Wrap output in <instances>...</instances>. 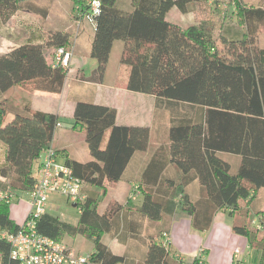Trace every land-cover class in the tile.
Wrapping results in <instances>:
<instances>
[{
    "label": "trees",
    "instance_id": "obj_1",
    "mask_svg": "<svg viewBox=\"0 0 264 264\" xmlns=\"http://www.w3.org/2000/svg\"><path fill=\"white\" fill-rule=\"evenodd\" d=\"M91 1L71 0L72 16L87 19ZM98 1L88 51L96 65L85 80L103 81L113 43L122 41L126 89L154 96L161 113V140L152 141L148 125L117 123L112 106L77 99L72 128L83 131L89 159L66 156L64 163L83 184V199L74 202L79 218L72 224L45 211L35 229L56 242L76 235L91 239L89 259L94 264H207L201 256L204 250L200 256L175 261L169 228L172 221L188 218L193 229L206 231L218 211L235 212L240 201L250 202L264 187V46L259 44L264 7L231 0L235 23L214 28L207 19L180 25L165 17L172 7L187 13L208 0H130L129 11L118 8L116 0ZM21 10L45 17L49 4L0 0V31ZM28 35L0 53V264H20L1 236L20 228L9 217L11 203L32 189L33 162L41 152L51 147L58 153L53 138L60 118L34 110L30 93L62 91L68 68L54 65V51H48L70 49L75 37L73 30L62 28ZM219 39L230 53L219 51ZM15 87L28 93L19 103L4 95ZM123 179L136 186L140 202L132 199L131 186L126 208L114 200L112 207L100 211L107 186ZM143 218L164 223L145 235ZM255 219L257 230L262 229V217L256 214ZM232 230L249 239L247 226ZM105 234L129 250L112 252L102 241ZM257 244L264 263V233L250 237L248 247L258 250Z\"/></svg>",
    "mask_w": 264,
    "mask_h": 264
},
{
    "label": "crops",
    "instance_id": "obj_2",
    "mask_svg": "<svg viewBox=\"0 0 264 264\" xmlns=\"http://www.w3.org/2000/svg\"><path fill=\"white\" fill-rule=\"evenodd\" d=\"M246 1L247 3H250L254 6L261 5L264 7V0H252L255 3L251 2L250 0ZM69 2L68 0H53L52 4L49 6L48 14L43 17V19H41V24L43 25V28H41L40 26L36 28V31H46L51 28H62L65 30H73L75 33V37L73 40L74 43L70 47V65L67 70V76L63 89L59 94L45 91L31 92L29 98L31 107L34 110H42L46 112L56 113L60 118V122L59 125L56 127V130L57 128H61L65 121H67L69 126L72 128L73 108L77 99L92 100L97 104H103L114 107L117 110L116 122L119 124H125V121L127 119H130V121L134 122H130L126 125H148L146 124V122H141V119H143L142 112H138L136 115H134L133 108L130 112L124 110L125 100H133L138 98H135L134 96L140 95H132L133 91H129L127 89L125 91L124 89H120L117 90L115 94L116 96H122L121 99H118L117 97L116 101L111 100L112 97H116L115 94L110 93L111 89L126 87L128 68L120 62V54L123 46L122 41H119V43H116L115 41L113 43L103 81L101 83H96L85 80V77L89 75L91 70L96 65L95 59L89 56L88 53L90 39L93 31L90 25V21L85 18L80 20L72 16L69 11ZM210 2L211 1L208 0L207 4H209ZM55 4L58 5V10H55ZM116 6L125 11H129L131 9L130 0H116ZM26 14L27 13L25 12L22 13L21 11H17L7 21L6 24L10 22H13L14 24L18 23L20 32L23 33V30H21V24L19 25L22 19L33 20L35 18L20 17V15ZM34 30L35 29H32V31ZM230 30L231 32H236V30H234V28L232 27H230L229 31ZM29 32L30 31H28L27 33L29 34ZM259 33V44L264 46V38L261 35L262 32L260 31ZM23 34H26V32ZM0 35L10 36L11 38L14 37L13 39H15V44L12 46H15L16 42L19 39L15 38L14 32L8 30L6 31V29H1ZM116 46L118 52L117 54L115 53V56L117 57L118 64L116 69L111 68L112 74H110L108 69L109 62L111 60L113 50H116ZM87 62H90L89 72L85 69V63ZM111 78V81L113 83H109ZM72 87H74L72 94L68 95L71 100L65 99V90H70L72 89ZM134 93L140 94L138 92ZM38 102L39 105H36ZM54 103L57 105H54ZM72 129L75 130L74 128ZM56 130L54 133V137L57 134H61L57 133ZM56 144H58V146H56ZM53 147L57 149L59 157V155H63V151H65V149L68 147V140L53 142ZM146 155V153L141 155L142 158L139 163H143L144 159L146 158ZM37 164L36 168H34L33 166L35 175H37ZM235 166L236 163H233V169ZM127 183L128 186L126 192H124V195L128 193L132 186V183ZM263 192L264 187L260 188L257 191L256 196L250 202L246 203V200L240 201L239 209H237L231 214H229L230 211L228 209H222L218 211L213 219L210 228L203 232L193 229L188 218H180L178 220L172 221L169 228L168 240L171 245V250L175 254V261H179L180 258L184 259L186 257L197 255L202 250H204L201 256L204 258L207 264H231L233 260L240 261L241 264H264L263 260H260V245H255L258 250L250 249L248 247L249 239L251 236L255 238H260L264 233V223L262 225L263 228L257 230L256 223L253 222L256 214L261 216L264 220V204H258V206L255 204V200H257L260 194H262ZM138 198H140V196L137 194L136 199ZM114 200H116V198ZM46 211L48 212V210ZM29 212V193L20 194L19 197H17V200L12 202L9 207V217L18 224H21L27 218ZM239 225L247 226L250 232L249 239L246 236L242 234H237L232 230L233 226ZM64 240L65 238H63L62 241ZM65 246L66 248L75 252L70 246V244H67ZM92 251L93 247L86 255H89Z\"/></svg>",
    "mask_w": 264,
    "mask_h": 264
},
{
    "label": "rangeland",
    "instance_id": "obj_3",
    "mask_svg": "<svg viewBox=\"0 0 264 264\" xmlns=\"http://www.w3.org/2000/svg\"><path fill=\"white\" fill-rule=\"evenodd\" d=\"M69 1L71 0H68V2ZM209 1H211L209 4H207V2H204L202 4H197L196 5L197 9L194 12L183 13L179 11L176 7H172L166 12L165 17L167 20L175 22L180 25L190 24L200 19H207L209 21H212L214 28H219L226 24L235 23L237 15H236L235 8L233 7L232 4H230L231 0H209ZM250 1L253 2L252 0ZM34 2L38 4L48 3L50 6L53 0H34ZM245 2L247 5H252L250 3H247L246 0ZM69 3L71 4V2ZM54 8L55 10H58V5L55 4ZM21 12L22 13L25 12L27 14L20 15V17H27V18L35 17L33 20L22 19V21L19 23V25L21 24V30H23V33L26 32V34H23L22 32H20L18 23L14 24L13 22H10L2 27V30L6 29V31L8 30V31L14 32L15 38H19L17 42H20L24 38H27L29 36L27 33L28 31L31 32L32 29H35L34 31H36L37 30L36 28H38L39 26L43 28V25L41 24V21H42L41 19H43V17L35 15L30 12L22 11V10ZM260 31L262 32L261 35L264 38V25L261 27ZM13 38L14 37L11 38L10 36L0 35V53L7 51L12 45L15 44V39ZM221 40L222 39H219L217 42L219 51H221L224 54L230 53L228 46ZM116 43H119V40H116ZM53 51L55 53L56 49L54 50L53 48L49 49L48 52L53 53ZM117 52L118 50L116 46V50H113L111 60L109 62L108 69H109L110 74H112L111 68L116 69L117 64H118L117 57L115 56V53L117 54ZM85 64H86L85 69L88 70L89 72L90 62H87ZM111 80L112 78L110 79L109 83H113ZM73 89L74 87H72V89L70 90L69 89L65 90L66 91L65 92L66 94L64 96L65 99L71 100V98L68 95L72 94ZM103 89H107V88H103ZM120 89H124L126 91V87L115 88V89L113 88L110 90V93L115 94L116 91ZM132 93H133L132 95H140V96H134L135 98L138 97L139 99L136 98L133 100H130V99L125 100L124 110L127 112H130L133 108L134 115H136L138 112L140 113L142 112L143 119H141L142 120L141 122H146V124H148V126L151 128L152 141L155 142V139L160 141L161 140V113H160V109L159 108L156 109L155 107L154 96L149 95V94H143V93H140V94H136L134 92ZM4 95L6 97H9L14 102L19 103L21 102L20 98H22V96L28 95V93L22 92L20 87H15V88H11L7 90L6 94L4 93ZM117 97L118 99H121L122 96L119 95L116 97H112L111 100L116 101ZM36 105H39V102ZM54 105H57V104L54 103ZM130 122H134V121H130V119H127L125 121V124H128ZM56 132L61 133V134L55 135V137L53 138V142H56V141L59 142L61 140H68V147L65 149V151H63V155H59L60 160H64L66 156L74 158L78 161H85L89 159L87 146L83 139V131L79 132V129L73 130L69 126L67 121H65L61 128H57ZM56 146H58V144H56ZM2 151H3L2 146L0 145V162L3 159ZM38 161L39 159L37 157L33 162L34 168H36V164L38 163ZM127 186H128V183L125 179L117 183H111L110 185H108L107 186L108 193L102 198L99 204V210L102 211L108 204H110V206L112 207V204L115 198L118 202L121 203V205H123L126 208L125 203L127 201V197L129 196V192H131V190H129L128 193L124 195V192H126ZM134 197H135L134 202L139 203L140 198L136 199L137 195H135ZM262 203L264 204V192L260 194L257 200H255V204L257 206L258 204H262ZM45 208L46 210H48L49 213H51L54 216H58L59 219L63 221H66L72 224H76L78 221L79 213H80L79 208L74 205V201L67 199L65 195H62L59 193L49 194L48 199L46 201ZM143 219L144 220L141 226V230L143 233H145V235H147V233H153L155 230L160 228L161 224L164 223V221L151 222L145 218ZM64 238L65 240L62 241V244L64 245L70 244V246L75 251L74 253L79 252L81 254L86 255L89 253V251L93 247L92 240L87 237H83L81 235H76L73 237L65 236ZM157 238L161 239V235L158 236ZM102 241L106 243V245L110 248V250L116 254H123L124 252H127V250H129V248L126 245H123L117 242L115 239L111 238L108 234L103 235ZM127 243H129V245L131 244L130 242H127Z\"/></svg>",
    "mask_w": 264,
    "mask_h": 264
},
{
    "label": "built area",
    "instance_id": "obj_4",
    "mask_svg": "<svg viewBox=\"0 0 264 264\" xmlns=\"http://www.w3.org/2000/svg\"><path fill=\"white\" fill-rule=\"evenodd\" d=\"M90 9L87 19L92 23L93 15L99 12V1L92 0ZM70 58V49L58 47L54 53L53 64L68 68ZM38 159L36 181L29 191V215L15 233H1L11 245V257L17 259L20 264H94L89 255L76 254L62 242H56L36 231L35 223L46 211L49 194L59 193L74 202L83 199L82 181L73 175L70 166L59 160L57 152L51 147L46 148ZM135 188L136 186H132V199L138 194ZM253 222L257 223L256 219ZM256 226L258 227L257 224ZM197 255L200 256L201 252Z\"/></svg>",
    "mask_w": 264,
    "mask_h": 264
}]
</instances>
